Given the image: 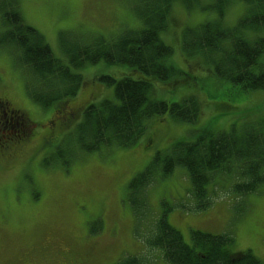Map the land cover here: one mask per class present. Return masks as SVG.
Returning <instances> with one entry per match:
<instances>
[{"label": "rangeland", "instance_id": "obj_1", "mask_svg": "<svg viewBox=\"0 0 264 264\" xmlns=\"http://www.w3.org/2000/svg\"><path fill=\"white\" fill-rule=\"evenodd\" d=\"M135 1L0 0V29L2 8L14 3L24 21L46 37L55 56L84 79L63 112L76 110L75 119L63 129L62 124L51 126L54 106L44 107L31 99L27 91L31 72L19 64L16 52L0 45V97H7L14 108L37 123L36 136L27 140L32 147L0 169V264H116L128 256H138L140 264H169L159 249L146 247L136 234L135 210L127 200L132 178L144 172L157 155L171 154L176 143L196 141L204 131L235 129L242 133L250 126L264 131V90L241 92L217 76L213 62L201 53L187 55L182 42L186 28L206 21L220 20L225 27H236L247 4L232 0L221 13L218 0H175L169 25L160 36L173 49L166 63L188 72L190 78L178 81L185 78L183 74L167 80L152 78L150 98L173 103L195 97L201 107L198 118L179 121L168 111L149 117L144 133L132 145L108 144L93 151L80 148L76 129L85 106L104 99L119 102L115 84H106L100 77L111 75L119 80L142 74L130 65L106 61L73 66L61 36L91 42L98 36L110 38L139 28L142 20L136 14ZM244 35L256 40L264 37V29H247ZM254 69L264 70V53ZM49 127L55 145L41 147V137ZM25 130L22 116L1 104L0 137L12 139L15 135L20 140ZM58 149L62 156L57 155ZM157 163L154 181L146 189L145 210L139 207V212H146L142 231L151 230L152 222L168 210V221L187 243H193V229L227 232L233 236V253L251 249L264 261V184L257 191L240 194L231 180L217 178L208 186L210 191H218L211 194L212 204L189 210L184 205L192 204L194 197L189 194L188 169L178 165L162 176V164Z\"/></svg>", "mask_w": 264, "mask_h": 264}, {"label": "trees", "instance_id": "obj_2", "mask_svg": "<svg viewBox=\"0 0 264 264\" xmlns=\"http://www.w3.org/2000/svg\"><path fill=\"white\" fill-rule=\"evenodd\" d=\"M174 1L136 0L134 8L142 26L117 36H98L91 42L61 36V44L73 66L106 61L130 65L142 74L140 78L129 75L119 80L111 75L100 77L106 84H115L119 102L104 99L98 104L85 106L76 129L77 142L82 150L93 151L108 144L132 145L144 133L149 117L168 111L179 121L198 118L201 107L195 97L173 103L150 98L152 78L167 80L181 74L185 78L178 81L190 78L188 72L166 63L173 49L160 36L169 25ZM230 1L218 0L221 13ZM243 1L247 4L246 13L236 27H225L220 20H213L186 28L182 33L183 47L187 55L201 53L206 61H212L217 76L230 81L241 92L264 90V70L254 69L264 53V37L250 40L244 35L247 29H264V0ZM2 11L0 45L16 52L19 64L31 72L32 77L27 80L29 96L44 107L54 106L53 118L59 119L62 129L69 126L78 112H63L82 88V74L55 56L46 37L24 21L17 5L10 3ZM203 133L196 141L176 143L171 154L157 155L155 161L128 185V201L136 214V234L146 247L159 249L169 264H264L251 249L233 253L230 249L233 236L227 232L193 229V243H187L181 231L168 221V210L152 222L151 230L142 231L146 212H139V207L145 210L147 205L146 189L154 181L153 170L157 161L162 164V176L171 174L178 165L188 169L194 197L192 204L184 205L189 210H203L212 204L211 194L218 191H210L208 186L217 178L231 180L233 189L240 194L257 191L264 184L262 129L250 126L242 133H236L235 129ZM49 139L41 147L52 143ZM61 151L58 149L57 155L62 156ZM116 264H140V258L128 256Z\"/></svg>", "mask_w": 264, "mask_h": 264}, {"label": "flooded vegetation", "instance_id": "obj_3", "mask_svg": "<svg viewBox=\"0 0 264 264\" xmlns=\"http://www.w3.org/2000/svg\"><path fill=\"white\" fill-rule=\"evenodd\" d=\"M4 104L9 111L13 114L16 113L14 110V107L12 106L11 102L7 97L0 98V105ZM22 118L26 122V128H27V137L22 136V140H18L17 137L14 136V138H10V136L6 137L2 136L0 137V169L6 164V162L11 158V161H15L17 158L23 156L25 154V149L31 148L30 144L28 143L31 138H33L35 135V129H36V122L33 121L31 118H29L26 114H22ZM50 121H52L50 119ZM49 121V122H50ZM56 124H60L59 120L58 122L55 121ZM51 133V128H48L46 136L41 137V143H44L49 134ZM26 137V138H25ZM2 138V139H1Z\"/></svg>", "mask_w": 264, "mask_h": 264}]
</instances>
